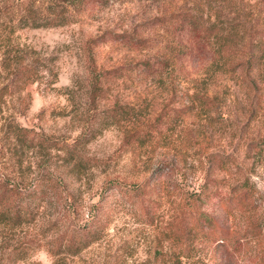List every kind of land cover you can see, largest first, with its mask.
Listing matches in <instances>:
<instances>
[{"label":"rangeland","instance_id":"rangeland-1","mask_svg":"<svg viewBox=\"0 0 264 264\" xmlns=\"http://www.w3.org/2000/svg\"><path fill=\"white\" fill-rule=\"evenodd\" d=\"M24 13L59 21L16 28L36 83L0 72V191L50 190L0 264H264V0H0Z\"/></svg>","mask_w":264,"mask_h":264},{"label":"trees","instance_id":"trees-1","mask_svg":"<svg viewBox=\"0 0 264 264\" xmlns=\"http://www.w3.org/2000/svg\"><path fill=\"white\" fill-rule=\"evenodd\" d=\"M19 4L21 5L18 2L17 5ZM22 15L17 23L12 18L0 17V72L4 71L7 74L14 75L15 82H22L23 85H31L38 81V72L33 71L34 69L31 70V65L24 63L18 64L12 58L14 53L23 51V49H19V44H15L17 40V36H15L16 28L38 29L42 27H53L57 25L55 21L59 18L48 21L35 17L33 13H24ZM183 22L194 28L197 27L192 17L184 18ZM36 62H31V64L33 65ZM20 130L24 131L22 129ZM16 134L18 137L26 138V136L19 135V132H16ZM70 155L71 160L77 164H81V160L76 156V153ZM48 189L50 190V188H46L44 185H37L32 190L25 191L22 194L24 197H18V194H14L7 188L1 190L0 227H14L28 221L30 217L33 219L36 214L35 211L38 209L37 206L48 199ZM34 202H37V205H34ZM101 231L102 227L86 226L82 231H78L79 233H75L69 241L60 242L58 249L60 252L68 253L72 256L77 255L80 251L87 249L91 244L97 242L101 238ZM59 251L57 252L58 254Z\"/></svg>","mask_w":264,"mask_h":264}]
</instances>
